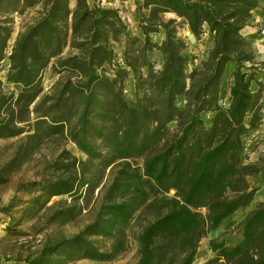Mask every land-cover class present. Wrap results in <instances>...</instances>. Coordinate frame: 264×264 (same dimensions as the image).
Returning <instances> with one entry per match:
<instances>
[{
  "label": "trees",
  "instance_id": "1",
  "mask_svg": "<svg viewBox=\"0 0 264 264\" xmlns=\"http://www.w3.org/2000/svg\"><path fill=\"white\" fill-rule=\"evenodd\" d=\"M99 1L0 0V70L16 87L6 91L0 79V140L18 138L8 156L0 146V185L42 148L52 149L41 176L19 182L0 207L10 218L5 229L24 234L16 227L43 210L46 225H64L96 190L100 200L77 233L49 235L5 264L111 260L125 251L135 220L144 223L132 264H192L200 240L247 207L261 186L264 155L241 158L262 115L256 56L243 33L260 0H137L136 33L117 8ZM184 26L197 40L213 36L198 63L179 35ZM46 70L56 77L48 89ZM130 77L133 98L125 93ZM63 195L70 202L50 203ZM235 227L233 243L209 239L203 264H264V202Z\"/></svg>",
  "mask_w": 264,
  "mask_h": 264
},
{
  "label": "rangeland",
  "instance_id": "2",
  "mask_svg": "<svg viewBox=\"0 0 264 264\" xmlns=\"http://www.w3.org/2000/svg\"><path fill=\"white\" fill-rule=\"evenodd\" d=\"M74 1V0H72ZM95 1V0H94ZM137 0H100L99 2L103 5L117 8L120 11L121 16L129 21L132 25L133 32L136 33L137 22L139 16L135 10ZM162 19L167 20L171 17H175L173 14H162ZM178 20V19H177ZM20 17H16V25L12 39L9 41V47L12 44L16 33L19 29ZM179 35L186 38L188 42V47L190 53L195 56V62L198 63L205 55V51L212 45L213 36L206 32L200 37V39H195L189 34L187 28L179 27ZM260 38H263L258 34ZM163 38V34H154L152 39L159 41ZM264 39V38H263ZM9 47L7 50H9ZM118 50V49H117ZM119 51V50H118ZM255 58L256 69L259 72H263L264 66L261 65L264 63V60H258ZM191 67V66H190ZM233 70L232 64L226 66L225 73L223 74V80L220 85L219 97L220 101L223 104H226L229 100V86L231 83V72ZM257 77V74H256ZM56 77L52 76L50 70H46L44 73V86L45 89H48L50 84L55 80ZM0 79L3 81V86L6 91L16 90V87L6 83L5 81V70H0ZM263 88V107H264V74L259 75L258 79ZM125 93L127 97L133 98V79L132 77L128 78L125 81ZM262 114V111H261ZM264 114V113H263ZM262 119V118H261ZM260 119L257 122L256 127L261 124H264V120ZM207 121V118H206ZM255 128L252 129L243 141V149L241 153L242 161L247 162L250 160H255L259 155H264V126L260 127L262 131L255 133ZM257 138V136H259ZM18 138L12 139H1L0 146L3 147V156H8L15 146ZM9 145V146H7ZM7 146V147H4ZM11 146V147H10ZM67 148L75 155L79 157H84V155L77 149L73 143H68ZM52 158V149L50 147H44L40 152L36 153L30 160L24 163L18 170L11 173L8 182L0 185V207L6 205L10 198L15 193V188L19 182H25L28 180L38 179L43 173L45 165H43L45 159ZM110 179L109 170H106V175L103 179V182L107 184ZM264 180H259L258 185L262 188L260 191H256L253 201L245 208H240L235 211L228 219L218 226V228L210 231L206 237L202 238L197 249L195 260L192 264H203L210 256L211 251L209 250L208 241L210 238L214 237H224L227 243H233L239 238V233L236 231V225L243 219L245 214L255 205L257 201L264 202V187H262ZM263 191V193H260ZM98 191L96 190L91 198L83 201L84 208L80 215L72 222H69L64 225H46V210L41 211L35 218L29 219L22 222L16 229L24 231V234H13L11 231H6L5 227L9 223V216L0 213V259L2 263H6L4 258L13 257L15 255H25L29 249L33 250L38 245L45 240L49 235H55L57 233L63 234L65 236H71L77 233L80 229L83 228L88 222H90L100 204L99 197L97 195ZM26 197L25 195H22ZM261 198L263 200H258ZM63 199L67 202H70V198L66 195L53 197L50 201ZM144 220H135L131 223L128 229V242L125 251H123L118 256L114 257L111 260L99 261L91 259H78L72 261L68 264H132L136 261L137 253V241L136 235L138 234L141 226L143 225ZM108 240H101L99 244L104 247L107 246Z\"/></svg>",
  "mask_w": 264,
  "mask_h": 264
},
{
  "label": "crops",
  "instance_id": "3",
  "mask_svg": "<svg viewBox=\"0 0 264 264\" xmlns=\"http://www.w3.org/2000/svg\"><path fill=\"white\" fill-rule=\"evenodd\" d=\"M263 18H264V0H260L259 1V6L257 8H255V10L252 13V19L249 22V25H247L243 29L244 36L247 39H251L252 49H253V51L255 53L256 58H259L258 60H261V61L264 60V39L260 38V36L258 35V28H259L260 22L263 20ZM261 65L264 66V63H262ZM263 74H264V69H263V72L257 71L256 79H259V75L262 76ZM252 88L256 89V84L255 83L252 85ZM261 111H262V115H261L262 119L261 120L263 121L264 120V114H263L264 113V107L263 106H262V110ZM262 126H264V124H261L258 127H256L255 130H254L255 133L259 132V131H262L263 129L261 130V128H260ZM258 137H260V135L257 136V138ZM262 180H264V172L262 174ZM262 185H263L262 187H264V183ZM261 189L262 188L258 189L257 191H260ZM260 193H263V191H261ZM257 199L258 200H263L261 198H257Z\"/></svg>",
  "mask_w": 264,
  "mask_h": 264
},
{
  "label": "built area",
  "instance_id": "4",
  "mask_svg": "<svg viewBox=\"0 0 264 264\" xmlns=\"http://www.w3.org/2000/svg\"><path fill=\"white\" fill-rule=\"evenodd\" d=\"M97 1V0H96ZM102 1V0H101ZM259 34L264 38V18L260 22L259 28H258Z\"/></svg>",
  "mask_w": 264,
  "mask_h": 264
}]
</instances>
